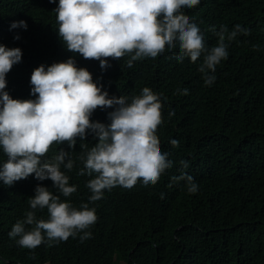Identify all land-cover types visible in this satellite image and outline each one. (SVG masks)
I'll return each instance as SVG.
<instances>
[{
  "label": "clouds",
  "instance_id": "9594fccd",
  "mask_svg": "<svg viewBox=\"0 0 264 264\" xmlns=\"http://www.w3.org/2000/svg\"><path fill=\"white\" fill-rule=\"evenodd\" d=\"M199 3L58 0V36L66 49L92 59L69 57L35 67L29 81L34 99L10 96L13 89L6 73L21 60L22 51L0 44V190L9 191L21 185L17 181L34 176L22 184L28 186L25 209L5 228L9 246L31 253L43 242L46 249L60 248L66 264L88 259L92 251L124 237L115 215L96 203L103 190H153L167 183L173 198L181 192L196 194L198 184L185 171L194 177L199 173L203 144L225 145L216 134L229 135L228 124L264 125V108L246 97L238 111L226 109L221 115L219 109L206 114L185 108L186 88L177 89L180 102L169 95L175 66H190L205 86L217 80L215 70L225 64L229 74L222 81L234 88L248 85L256 74L249 58V28L212 26L217 38L207 46L190 16ZM257 6L264 11V0ZM21 7L0 0V12L13 8L18 13ZM16 28L26 30V21H12L9 30ZM261 52L264 56V49ZM145 62H152L151 86L132 94L128 80L135 65ZM86 130L89 145L79 151L83 167L78 175L95 176L86 182L91 194L73 204L46 187L51 180L64 197L76 191L61 170L73 168L69 151L60 148L50 159L44 157L53 142H67L72 149ZM191 145L195 148L188 149ZM16 208L0 210V235ZM45 208L47 213H39ZM261 250L258 256L264 255V247Z\"/></svg>",
  "mask_w": 264,
  "mask_h": 264
},
{
  "label": "trees",
  "instance_id": "16d2710c",
  "mask_svg": "<svg viewBox=\"0 0 264 264\" xmlns=\"http://www.w3.org/2000/svg\"><path fill=\"white\" fill-rule=\"evenodd\" d=\"M3 2L22 6L18 13L13 8L0 12V44L19 47L22 51L21 60L6 73L13 89L12 98H35L36 94H30V73L41 64L47 67L69 57L92 59L66 49L58 36L54 11L58 0ZM257 2L200 0L192 7L190 16L204 33L207 46L217 38L210 30L212 26L217 30L222 24L229 30L236 24L249 28V58L256 74L248 85L238 84L234 88L222 81L223 76L229 74L225 64L215 70L217 80L205 86L203 80L198 81L193 68L175 66L168 93L180 102L177 89H188L187 94H183L185 108L193 107L206 114L211 109H219L221 115H226V109L238 111L244 97L264 108V56L261 52L264 49V11L258 8ZM249 10V15L244 16ZM21 19L27 23L26 30H9L12 21ZM16 34L19 39H13ZM231 49L232 46L229 55ZM232 62L235 65L234 59ZM151 66L152 62L135 65L136 70L127 83L130 93L138 94L143 86H151ZM234 99L238 102L234 103ZM241 126L228 124L229 135L216 134V139H221L225 145H218L217 141L214 145L203 144L202 164L196 177L189 170L185 171L198 184L196 194L181 192L173 198L167 183L153 190H103V196L96 203L100 210L115 215L124 237L113 245L92 251L88 259L79 260L77 264H264V255L258 256L264 247V125ZM88 134L86 130L83 140L76 137L72 149H68L67 142H53L44 157L50 159L60 148L69 151L73 168L67 170L61 166V170L69 177L68 184L76 185V191L64 197L52 187L51 180L46 187L61 196V200L65 198L73 204L83 203L86 195L91 194L86 182L95 176V173L78 175L83 167L79 151L89 145ZM194 148V145L188 147ZM33 177L30 174L17 181L21 185L9 191L0 190V210L17 206L0 235V264H66L60 248L46 249L42 242L33 252L26 253L7 243L6 226L25 209L28 186L22 184ZM39 213L45 214L47 209H40Z\"/></svg>",
  "mask_w": 264,
  "mask_h": 264
}]
</instances>
